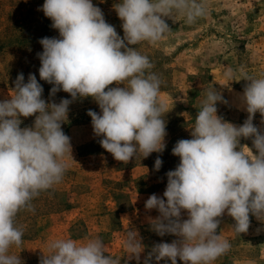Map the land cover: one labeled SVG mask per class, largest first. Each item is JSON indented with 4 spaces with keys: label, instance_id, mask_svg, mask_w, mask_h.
<instances>
[{
    "label": "clouds",
    "instance_id": "clouds-1",
    "mask_svg": "<svg viewBox=\"0 0 264 264\" xmlns=\"http://www.w3.org/2000/svg\"><path fill=\"white\" fill-rule=\"evenodd\" d=\"M209 6V0H119L113 8L122 21L121 37L92 0H44L38 10L51 20L59 38L38 41L43 48L37 53L39 77L53 85L51 96L63 91L72 99L46 102L36 75L30 73L25 82L20 73L10 99L0 101V264H23L13 251L24 242L18 215L34 213L33 201L60 184L70 167L72 145L62 124L73 101L90 97L98 104L100 112L88 110L87 115L95 136L101 137L100 146L115 160L127 163L137 154L147 158L164 151V81L137 46L156 45L171 32L165 18L191 25L207 16ZM224 75L237 81L231 69ZM239 80L247 82L241 97L248 113L244 123L237 126L218 115L217 103L227 102L212 85L204 89L191 139L178 140L172 149L180 162L166 173L163 198L152 194L146 200L147 210L159 212L151 221L153 230L178 238L154 245L149 258L214 264L231 248L218 232L225 212L238 235L248 232L250 215L264 222V130L253 123L259 112L264 124V73L241 70ZM31 116L33 125L22 128L21 117ZM241 138H251L252 148L241 145ZM162 163L157 157V171ZM124 247L137 258L143 251L135 231L127 232ZM40 264L120 262L99 237H65L48 241Z\"/></svg>",
    "mask_w": 264,
    "mask_h": 264
},
{
    "label": "rangeland",
    "instance_id": "rangeland-1",
    "mask_svg": "<svg viewBox=\"0 0 264 264\" xmlns=\"http://www.w3.org/2000/svg\"><path fill=\"white\" fill-rule=\"evenodd\" d=\"M92 2L123 37L122 21L113 8L119 0ZM43 3L44 0H0V101L10 99L20 73L25 82L30 73L36 75L46 102L72 99L63 91L51 96L53 85L39 77L37 53L43 48L38 41L59 38L51 20L38 10ZM209 5L207 16L191 25L181 18L174 22L165 18L171 32L156 45L137 46L164 81L161 97L168 105V113L166 148L162 153L153 152L147 158L137 154L127 163L115 160L100 146L101 137L95 136L87 115L88 110L99 113L98 104L89 97L69 105L62 130L70 137L73 160L69 158L70 167L63 181L33 201L35 212L18 215L24 242L13 251L23 264H40L42 254H47L48 241L65 237H99L106 244V252L120 264H171L167 259L149 258L154 245L178 238L171 234L160 236L153 230L151 221L159 212L147 210L145 202L152 194L163 198L166 173L175 170L180 162L172 149L178 140L191 139L190 128L203 90L212 85L220 91L227 103H217V114L240 126L248 117L241 101L247 83L239 80L241 70L256 76L264 73V0H209ZM229 69L237 81L226 79L224 74ZM261 119L257 112L253 123L264 130ZM21 120L22 128L31 127L35 116ZM240 144L252 148L251 138H241ZM157 157L163 162L158 171ZM182 218L187 219L186 212ZM250 220L248 232L238 235L231 228L235 221L225 212L218 232L230 241L231 248L214 264H264V222L251 215ZM128 231H135L143 245L138 258L126 253L124 238ZM177 264L183 262L177 259Z\"/></svg>",
    "mask_w": 264,
    "mask_h": 264
}]
</instances>
